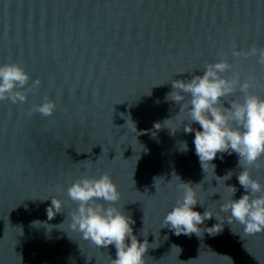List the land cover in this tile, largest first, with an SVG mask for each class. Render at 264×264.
Here are the masks:
<instances>
[{"label":"water","instance_id":"water-1","mask_svg":"<svg viewBox=\"0 0 264 264\" xmlns=\"http://www.w3.org/2000/svg\"><path fill=\"white\" fill-rule=\"evenodd\" d=\"M253 47L264 49V0H0V64H20L29 85L41 81L23 104L0 101V264H111L115 248L82 239L66 219L76 207L69 184L104 173L135 221L133 234L155 242L145 264H264V231L246 234L236 222L200 237L161 228L179 179L197 192L203 206L194 210L224 219L225 186L236 187L234 199L244 193L235 153H218L215 173H205L194 133L174 119L170 134L163 121L180 110L165 99L172 80L203 75L220 59L230 65L223 75L251 81L249 92L264 98L258 54L233 56ZM44 97L55 101L52 115L29 114ZM235 99H243L238 86L220 102ZM257 163L248 171L264 184V156ZM229 171L224 184L218 177ZM50 197L63 207L49 220Z\"/></svg>","mask_w":264,"mask_h":264},{"label":"clouds","instance_id":"clouds-1","mask_svg":"<svg viewBox=\"0 0 264 264\" xmlns=\"http://www.w3.org/2000/svg\"><path fill=\"white\" fill-rule=\"evenodd\" d=\"M257 54L258 62L264 64V49L258 52L253 47L247 53L233 52V56ZM229 68L225 59L209 63L202 70L203 75H194L190 80H172V91L165 97L166 100L179 104L180 110L174 118L165 119L163 126L174 135L176 131L166 124L176 119L180 124L179 129L183 125L185 133H194V152L205 173L208 166L215 173V165L211 161L218 153H235L238 165L243 169L237 175L238 183L244 189L239 198H233L237 191L235 186H225L231 195L219 205V212L226 213V219L207 208L202 213L194 210L198 203L203 206L197 192L193 185L179 179L176 185L179 195L161 221V228H168L177 236L195 234L200 237L204 232L217 235L223 230L225 222L228 225L233 222L242 225L246 234L264 231V184L253 178L248 171L249 166L258 167L257 162L264 156V98L249 92L255 86L251 81L241 82L238 77L223 75ZM29 80L28 72L20 64H0V101L25 103L28 93L35 92L41 83L39 79H35L29 85ZM237 86L243 94L242 101L235 99L225 107L220 102L221 98L232 95ZM55 107L54 100L44 97L41 103L34 104L29 109V114L36 112L47 117L52 115ZM193 123H198L200 130L193 129ZM154 128L160 129L161 124L155 123ZM180 150L187 151L186 141L180 142ZM231 173L229 171L218 178L223 179L225 184L233 175ZM67 197L76 204L74 211L66 218L70 221L72 231L98 248L112 245L115 248V259H111V264H145V253L155 242L149 244L147 236L139 240L133 234L132 225L135 221L117 206L120 194L107 173L99 177L84 175L75 179L67 187ZM50 198L51 205L46 209L49 220L56 213L62 212L63 207L62 201ZM212 218L216 220L215 224L200 227L204 221ZM32 223L41 225L44 222Z\"/></svg>","mask_w":264,"mask_h":264}]
</instances>
